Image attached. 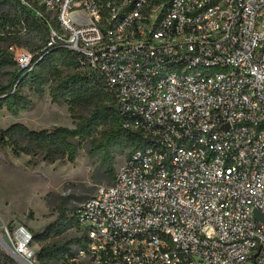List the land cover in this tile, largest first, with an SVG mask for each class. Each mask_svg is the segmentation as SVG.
I'll return each mask as SVG.
<instances>
[{"label": "built area", "instance_id": "2783aa9c", "mask_svg": "<svg viewBox=\"0 0 264 264\" xmlns=\"http://www.w3.org/2000/svg\"><path fill=\"white\" fill-rule=\"evenodd\" d=\"M38 1L47 47L77 52L143 143L79 205L71 262L264 264V0ZM14 238L36 264L33 233Z\"/></svg>", "mask_w": 264, "mask_h": 264}, {"label": "trees", "instance_id": "16d2710c", "mask_svg": "<svg viewBox=\"0 0 264 264\" xmlns=\"http://www.w3.org/2000/svg\"><path fill=\"white\" fill-rule=\"evenodd\" d=\"M39 4V7L33 5L40 11H36L35 15L22 0H0V19L9 28V46L26 45L35 52L32 67L24 70L17 67L19 71L16 77L7 86L0 88V107L6 106L12 113L29 109L33 102L21 93L22 87L29 84L41 94L45 86L50 84L53 101L69 103L73 111L81 107H92V111L74 127L56 125L36 130L24 123H14L6 129H0V147L11 146L15 155L42 154L49 162L58 159L73 162L87 141L91 144L89 152L102 157L106 165L105 172L113 183L117 172L114 167L117 154L128 149L129 156L141 147V135L124 127L116 98L107 90L99 74L81 64L77 52L64 46L47 47L49 22L57 25V19L53 15H44L47 8L44 4ZM8 47L0 46V70L7 64L16 63ZM102 123L107 124V128L97 137L98 126ZM78 207L74 208L71 220L65 226L63 224L67 217L59 215L41 232L33 233L31 244L34 240H44V245L35 257L40 264H49L65 257L71 262V258L84 244V235L80 238L82 244L76 250L54 237L62 228H70L73 224L82 231L76 216ZM0 264L20 263L0 246Z\"/></svg>", "mask_w": 264, "mask_h": 264}, {"label": "rangeland", "instance_id": "374dc122", "mask_svg": "<svg viewBox=\"0 0 264 264\" xmlns=\"http://www.w3.org/2000/svg\"><path fill=\"white\" fill-rule=\"evenodd\" d=\"M22 1L33 14L36 11L40 12L33 7V5L39 7L37 0ZM43 14L52 17L51 11L45 10ZM8 29L5 21L0 19V46L2 47H8L10 44ZM8 48L13 53L16 63L7 64L0 70V88L7 86L22 69L17 60V50L35 54L30 46L26 45L12 44ZM49 86L50 84H47L41 94L29 84L23 86L21 93L32 100V107L20 110L18 113H12L6 106L0 107V129H6L18 122L36 130L56 125L74 127L84 116L91 113L92 107H81L73 111L69 103L53 101ZM106 128L107 124H100L96 136H101V131ZM90 147L91 144L86 141L73 162L67 159L49 162L42 154L15 155L11 146L0 147V240L2 241L0 246L20 264L22 261L13 250L17 245L14 236L21 226L32 233H38L54 222L59 215L67 217L63 224L65 226L66 222L71 220L74 208L94 195L100 186L112 183L105 172L106 165L102 157L100 154H91ZM128 154V149L117 154L115 169L122 165ZM6 228L9 229L10 234ZM82 234V231L73 224L70 228H62V231L54 237L63 243H68L73 250H76L82 244L80 240ZM8 244L13 250L8 247ZM43 245L44 240L39 239L34 240L30 247L37 253ZM35 262L40 264L36 258ZM49 264L85 263L70 262L65 257Z\"/></svg>", "mask_w": 264, "mask_h": 264}, {"label": "water", "instance_id": "95a60500", "mask_svg": "<svg viewBox=\"0 0 264 264\" xmlns=\"http://www.w3.org/2000/svg\"><path fill=\"white\" fill-rule=\"evenodd\" d=\"M255 213L257 216L261 217L262 219H264V216L262 214H260V212L258 210H255ZM0 242L2 243V241L0 240Z\"/></svg>", "mask_w": 264, "mask_h": 264}]
</instances>
